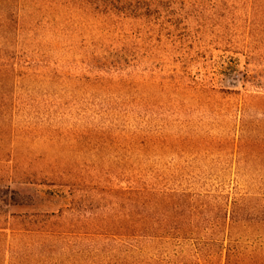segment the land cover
I'll use <instances>...</instances> for the list:
<instances>
[{
  "label": "trees",
  "instance_id": "16d2710c",
  "mask_svg": "<svg viewBox=\"0 0 264 264\" xmlns=\"http://www.w3.org/2000/svg\"><path fill=\"white\" fill-rule=\"evenodd\" d=\"M162 1L0 0V264H264L262 75L232 103V61L151 68ZM39 141L84 157L14 147Z\"/></svg>",
  "mask_w": 264,
  "mask_h": 264
},
{
  "label": "rangeland",
  "instance_id": "374dc122",
  "mask_svg": "<svg viewBox=\"0 0 264 264\" xmlns=\"http://www.w3.org/2000/svg\"><path fill=\"white\" fill-rule=\"evenodd\" d=\"M170 5L175 11L173 17H178L177 22L173 20L172 24H168L162 19L160 24L152 25V31L146 39L143 32H137L132 37L139 49L138 56H142L141 59L145 62L147 55L143 52L149 48L154 55L146 63L151 68L154 64L159 66L166 63L179 67L186 63L191 76L195 74L196 67L200 68L202 76V72L209 70L212 63L221 70L217 65L232 61L235 63V72L227 75L224 79L226 81L223 80L218 85L229 90L219 93V99L236 103L247 92H255L256 88L249 83L242 85V78L246 72L249 78L260 74L264 82V0H164L159 8L167 9ZM61 51L62 49L57 50L53 53L54 56L61 54ZM158 70L157 67L155 72ZM234 75L239 80L231 83ZM217 76L221 74L218 73ZM14 147L20 154L39 156L35 164L52 167L50 169H57L62 161L68 164L73 161L81 162L84 157L81 154L72 156L68 146L63 147L59 143L51 144L47 141L34 142L29 148L14 142ZM14 157L15 153L11 154V159ZM4 158L0 166L7 168L13 162L7 160L8 157ZM36 188L42 190L43 196H46L45 192L57 187L43 184ZM62 202L43 200L37 208H55ZM15 224L18 225V222Z\"/></svg>",
  "mask_w": 264,
  "mask_h": 264
}]
</instances>
